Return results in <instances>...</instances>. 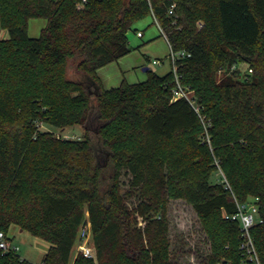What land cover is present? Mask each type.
Listing matches in <instances>:
<instances>
[{"label":"trees","instance_id":"1","mask_svg":"<svg viewBox=\"0 0 264 264\" xmlns=\"http://www.w3.org/2000/svg\"><path fill=\"white\" fill-rule=\"evenodd\" d=\"M82 2L0 0V232L16 225L50 244L41 264H70L87 212L94 257L72 264H174L168 205L184 200L206 264H240V226L225 216L257 200L264 264V0ZM149 17L185 54L177 77L199 112L172 99V69L103 89L98 70L131 52L128 34ZM31 19L47 21L39 38ZM0 264L33 263L0 249Z\"/></svg>","mask_w":264,"mask_h":264},{"label":"rangeland","instance_id":"2","mask_svg":"<svg viewBox=\"0 0 264 264\" xmlns=\"http://www.w3.org/2000/svg\"><path fill=\"white\" fill-rule=\"evenodd\" d=\"M45 19H31L28 24V36L36 39L41 35V31L46 27ZM143 34L140 38L137 33ZM9 37L6 30L0 28V39ZM129 46L132 49L129 54L122 57L117 62H113L98 70L97 74L105 90L119 87L123 82L127 84H137L147 81L148 72L163 76L170 71V48L164 37L160 36V29L151 17L139 22L136 25V32L128 34ZM161 61V64H153V61ZM244 69V65H241ZM43 131H50L55 135H62L63 138H83L84 129L80 125L68 127L60 131L51 126L44 125ZM216 173L212 182L219 178ZM130 177L123 172L121 177L122 192L129 191ZM130 209L134 208L138 200L136 197L128 200ZM169 238L171 250L173 252L174 264H206L205 256L209 254V244L201 228L198 215L191 205L184 200H171L168 205ZM85 220L89 221V215L85 213ZM8 239L12 247L17 249L18 255L33 264H41L45 254L50 248V244L40 238L32 236L28 231L12 225L8 232ZM92 239V233H91ZM93 246V240L91 242ZM79 254L77 244L73 247L70 264L73 263Z\"/></svg>","mask_w":264,"mask_h":264},{"label":"built area","instance_id":"3","mask_svg":"<svg viewBox=\"0 0 264 264\" xmlns=\"http://www.w3.org/2000/svg\"><path fill=\"white\" fill-rule=\"evenodd\" d=\"M87 0H83L82 3H85ZM171 1V0H169ZM175 5L171 6V9L169 11L170 14L173 13ZM161 30V29H160ZM162 32V30H161ZM138 37H142L143 34L138 32ZM169 45V44H168ZM170 48V69H172L174 75L176 76V87L174 88L172 92V99L178 100V99H185L187 100L195 109L196 112H199V108L196 106L195 100L193 99L192 92L183 87L177 77V61L185 56L184 53L180 52H174L169 45ZM153 64H161V61H153ZM252 71H250L251 73ZM224 178V175L221 174ZM224 182L226 183V180L224 178ZM227 188H229V185L227 184ZM257 200H251L248 203L240 204L237 203L236 206V212L232 215H226L225 218L227 220L237 222L240 226V246L239 249L242 254V259L240 264H263L256 246L255 242L252 236V229L256 227L257 225L261 224L263 222L262 218L260 217L259 208L256 204ZM91 224L89 221H86L80 228L79 236L77 240V247L79 250V253L83 255L85 258L92 259L94 257V251L93 246L91 245L92 239H91ZM0 249L4 251H14L17 252V249L15 247H12L10 242L8 241L6 235L2 232H0Z\"/></svg>","mask_w":264,"mask_h":264},{"label":"water","instance_id":"4","mask_svg":"<svg viewBox=\"0 0 264 264\" xmlns=\"http://www.w3.org/2000/svg\"><path fill=\"white\" fill-rule=\"evenodd\" d=\"M147 71V69H145Z\"/></svg>","mask_w":264,"mask_h":264},{"label":"crops","instance_id":"5","mask_svg":"<svg viewBox=\"0 0 264 264\" xmlns=\"http://www.w3.org/2000/svg\"><path fill=\"white\" fill-rule=\"evenodd\" d=\"M148 70V69H147Z\"/></svg>","mask_w":264,"mask_h":264}]
</instances>
